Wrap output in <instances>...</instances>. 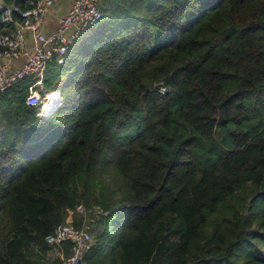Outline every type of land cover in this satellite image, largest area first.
I'll use <instances>...</instances> for the list:
<instances>
[{"label": "trees", "instance_id": "trees-1", "mask_svg": "<svg viewBox=\"0 0 264 264\" xmlns=\"http://www.w3.org/2000/svg\"><path fill=\"white\" fill-rule=\"evenodd\" d=\"M101 7L48 66L57 110L0 94V264H61L65 223L86 264H264V0Z\"/></svg>", "mask_w": 264, "mask_h": 264}, {"label": "built area", "instance_id": "built-area-1", "mask_svg": "<svg viewBox=\"0 0 264 264\" xmlns=\"http://www.w3.org/2000/svg\"><path fill=\"white\" fill-rule=\"evenodd\" d=\"M57 0H35L28 8L17 4H6L0 0V20L12 26L10 32L0 35V94L6 92L14 84L31 78L34 82L29 87L26 103L37 108V115L46 118L44 106L54 91L43 87L45 75L51 62L64 64L68 52L80 37L103 18L102 0H73L68 12L58 19V27L54 31L43 32L40 28L47 13ZM36 32L37 47L31 52L27 36ZM24 59V62L12 67V61ZM165 93V86H160ZM57 99L52 103V110H57L64 102L59 91ZM1 105V101H0ZM46 241L54 248L48 257H60L61 264H86L84 253L90 249L93 237L88 227H76L71 223L61 224L54 233L47 236ZM72 242L70 252L66 255L62 245Z\"/></svg>", "mask_w": 264, "mask_h": 264}, {"label": "crops", "instance_id": "crops-1", "mask_svg": "<svg viewBox=\"0 0 264 264\" xmlns=\"http://www.w3.org/2000/svg\"><path fill=\"white\" fill-rule=\"evenodd\" d=\"M73 0H57L51 10L47 13L44 22L40 28V31L50 32L54 31L58 27V19L65 15L72 5ZM2 22V20H0ZM4 23V22H2ZM6 24V23H4ZM8 26V24H6ZM10 26V25H9ZM12 29V26H10ZM28 45L31 52H34L37 47L36 32H31L27 36ZM24 62V59H18L12 61V67L20 66ZM57 91V90H55Z\"/></svg>", "mask_w": 264, "mask_h": 264}, {"label": "bare ground", "instance_id": "bare-ground-1", "mask_svg": "<svg viewBox=\"0 0 264 264\" xmlns=\"http://www.w3.org/2000/svg\"><path fill=\"white\" fill-rule=\"evenodd\" d=\"M58 93L56 91H54L52 94H50L49 96V101L47 102L43 108L44 113L47 115L48 112H50L49 110L51 109L52 103L57 99Z\"/></svg>", "mask_w": 264, "mask_h": 264}, {"label": "water", "instance_id": "water-1", "mask_svg": "<svg viewBox=\"0 0 264 264\" xmlns=\"http://www.w3.org/2000/svg\"><path fill=\"white\" fill-rule=\"evenodd\" d=\"M55 110H52L51 113L49 112V115L52 114Z\"/></svg>", "mask_w": 264, "mask_h": 264}, {"label": "rangeland", "instance_id": "rangeland-1", "mask_svg": "<svg viewBox=\"0 0 264 264\" xmlns=\"http://www.w3.org/2000/svg\"><path fill=\"white\" fill-rule=\"evenodd\" d=\"M47 118V117H46ZM85 227H88V226H85Z\"/></svg>", "mask_w": 264, "mask_h": 264}]
</instances>
